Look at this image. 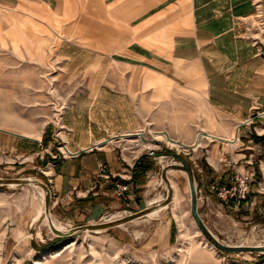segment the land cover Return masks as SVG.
Listing matches in <instances>:
<instances>
[{
	"label": "crops",
	"instance_id": "1",
	"mask_svg": "<svg viewBox=\"0 0 264 264\" xmlns=\"http://www.w3.org/2000/svg\"><path fill=\"white\" fill-rule=\"evenodd\" d=\"M0 9V46L14 49L19 32L29 43L46 35L57 44L63 71L75 73L77 89L56 113L60 126L53 121L41 136L19 128L10 131L27 137L1 136L7 147L43 149L35 155L42 154L37 162L51 180L46 214L64 226L56 230L78 237L107 229L106 240L133 242L130 232L118 235L114 229L127 231L132 216L149 208L146 188L150 177L158 178L152 167L163 160L147 153L148 146L160 147L151 143L156 132L188 151L204 135L210 142L223 140L205 157L218 178L239 161L250 163L251 149L263 146L264 138L255 140L252 129L263 132L251 124L264 122V34L253 33L259 29L254 20L264 22V0H0ZM197 98L228 114V134L235 139L198 132L189 117L187 127L164 124L185 102L194 111ZM166 132L181 137H164ZM139 133L150 143L135 144ZM56 135L60 142L53 147ZM189 155L177 159V170L190 187L186 164L193 169L190 162L197 165L198 156ZM118 184L128 190L119 194ZM174 219L165 221L166 233L156 243L176 239Z\"/></svg>",
	"mask_w": 264,
	"mask_h": 264
},
{
	"label": "rangeland",
	"instance_id": "2",
	"mask_svg": "<svg viewBox=\"0 0 264 264\" xmlns=\"http://www.w3.org/2000/svg\"><path fill=\"white\" fill-rule=\"evenodd\" d=\"M0 13H4L2 9ZM261 19L254 20L259 29L253 33L264 34ZM35 40L29 46L26 33L19 32L14 49L10 45L0 46V264H124L126 260L135 264H264V250H257L264 248V143L261 148L251 149L255 155L250 163L241 166L239 161L235 163L238 167L225 172V178H218L205 157L213 143L223 140L212 139L215 141L210 142L202 137L195 144L196 150L188 151L185 146L179 147L158 137L156 132L155 137L151 136L155 140L151 143L160 146L155 148L166 157L152 167L158 178H149L152 180L146 188L149 208L132 216L136 219L126 226L127 231L114 229L118 235L127 236L126 232H130L133 242L106 240L110 234L107 229L86 230L75 237L52 228V221L46 214L51 180L45 176V164L37 162L42 154L35 155L43 149L31 150L34 145L26 143L29 147L22 150L15 144L4 146L1 141L3 135L15 136L10 131L12 128L41 136L53 121L60 126L61 120H57L56 113L59 117L77 89V82L73 80L75 73L63 71L55 40L46 35ZM193 107L194 111L192 105L189 107L185 102L180 111H171L164 118V124L177 128L182 122L187 127L189 117V121L195 120L198 132L214 130L215 134L235 139L234 135L228 134V114L204 98H197ZM176 114H183L185 118L179 120ZM217 123L222 126L218 124L216 129ZM254 124L259 132H263L260 137L264 138V122L251 125ZM252 130L253 138L258 140L256 129ZM168 136L181 137L164 133V137ZM55 137L58 140L49 138L53 147L59 146L60 142L59 136ZM40 143L44 146L48 143L46 134ZM178 151L187 160H190V153L198 156L197 165L190 162L194 196L186 175L177 170L182 168L180 161L171 156L172 152ZM240 167L242 171H239ZM240 173H254L256 179L250 184L244 204H237L234 197L223 198L218 194L219 188L236 185ZM161 206L163 208L158 209ZM193 207L200 221L193 215ZM155 209L158 211L151 213ZM171 217L175 218L176 239L169 244L156 243L166 233L165 221ZM200 224L231 250H223L211 242Z\"/></svg>",
	"mask_w": 264,
	"mask_h": 264
},
{
	"label": "built area",
	"instance_id": "3",
	"mask_svg": "<svg viewBox=\"0 0 264 264\" xmlns=\"http://www.w3.org/2000/svg\"><path fill=\"white\" fill-rule=\"evenodd\" d=\"M137 141L135 142V144L139 145L140 143H149V140L142 134L139 133L138 134V139H136ZM147 153L149 156H154L156 158H165L166 155H164L163 153H158V148L155 147H147ZM176 153H180L179 151ZM172 156V155H171ZM173 158H175L174 156H172ZM176 160V158H175ZM100 167L103 168V170L106 168V165L104 163L100 164ZM107 177L109 178V176L107 175ZM256 179L254 177V173H248V174H239L236 177V185L230 186V187H221L218 189V194L223 197V198H230V197H234V199L236 200L237 204H240L243 200H245L247 198V194L249 193L250 190V184L252 182H255ZM128 190V186L127 185H121L118 184L117 187V191L119 192V194L125 192Z\"/></svg>",
	"mask_w": 264,
	"mask_h": 264
},
{
	"label": "water",
	"instance_id": "4",
	"mask_svg": "<svg viewBox=\"0 0 264 264\" xmlns=\"http://www.w3.org/2000/svg\"><path fill=\"white\" fill-rule=\"evenodd\" d=\"M11 133H13V132H11ZM14 134L19 135V136H23V137H27V136H24V135H21V134H18V133H14ZM171 155L174 156L176 159H179L180 161H184L183 157H181V156H180L178 153H176V152H172ZM186 169H187V171L189 172L190 188H191L192 194H193V196H194L195 185H194L193 169H192L188 164H186ZM193 205H194V204H193ZM193 215H195V216L197 217L198 221H200L199 215H198L197 211L194 209V207H193ZM199 223H200V222H199ZM200 225H201V224H200ZM201 227H202L203 231H206V232H208V233L210 234V236H211V237L214 239V241H215L214 244H215L217 247H219V248H221V249H223V250H226V251L231 250L230 248L225 247V246H223L222 244H220V243H219V242L213 237V235L207 230V228H205L203 225H201ZM257 250H262V251H263L264 248H263V247H258Z\"/></svg>",
	"mask_w": 264,
	"mask_h": 264
},
{
	"label": "bare ground",
	"instance_id": "5",
	"mask_svg": "<svg viewBox=\"0 0 264 264\" xmlns=\"http://www.w3.org/2000/svg\"><path fill=\"white\" fill-rule=\"evenodd\" d=\"M60 111H62L61 109H60ZM204 137H205V135H204ZM208 137V136H207ZM209 138V137H208ZM170 141V140H169ZM179 141V140H178ZM177 145V144H176ZM180 147V146H179ZM163 206H161L160 208H162ZM42 210V209H41ZM41 213V212H40ZM50 225L52 226V228H57L58 230H63L64 229V226L63 225H61V224H59V223H57V222H51L50 223ZM54 226V227H53ZM190 253H192V250L190 251ZM124 264H135V263H133V262H131V261H128V260H126V261H124L123 262ZM166 264V263H165Z\"/></svg>",
	"mask_w": 264,
	"mask_h": 264
},
{
	"label": "trees",
	"instance_id": "6",
	"mask_svg": "<svg viewBox=\"0 0 264 264\" xmlns=\"http://www.w3.org/2000/svg\"><path fill=\"white\" fill-rule=\"evenodd\" d=\"M260 136H258L257 134H255V138L258 139ZM245 203V200H243L241 202V204H244ZM205 235L210 239L211 242L215 243L214 239L210 236V234L206 231H204Z\"/></svg>",
	"mask_w": 264,
	"mask_h": 264
}]
</instances>
